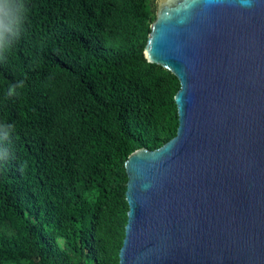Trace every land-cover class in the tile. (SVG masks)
Wrapping results in <instances>:
<instances>
[{
    "label": "trees",
    "instance_id": "obj_1",
    "mask_svg": "<svg viewBox=\"0 0 264 264\" xmlns=\"http://www.w3.org/2000/svg\"><path fill=\"white\" fill-rule=\"evenodd\" d=\"M15 2L23 20L0 50V264H118L124 162L178 126L179 82L143 55L150 0Z\"/></svg>",
    "mask_w": 264,
    "mask_h": 264
},
{
    "label": "water",
    "instance_id": "obj_2",
    "mask_svg": "<svg viewBox=\"0 0 264 264\" xmlns=\"http://www.w3.org/2000/svg\"><path fill=\"white\" fill-rule=\"evenodd\" d=\"M143 55L176 135L124 162L118 264H264V0H156Z\"/></svg>",
    "mask_w": 264,
    "mask_h": 264
},
{
    "label": "clouds",
    "instance_id": "obj_3",
    "mask_svg": "<svg viewBox=\"0 0 264 264\" xmlns=\"http://www.w3.org/2000/svg\"><path fill=\"white\" fill-rule=\"evenodd\" d=\"M23 12V5L15 0H0V50L8 47L10 36L18 34Z\"/></svg>",
    "mask_w": 264,
    "mask_h": 264
},
{
    "label": "rangeland",
    "instance_id": "obj_4",
    "mask_svg": "<svg viewBox=\"0 0 264 264\" xmlns=\"http://www.w3.org/2000/svg\"><path fill=\"white\" fill-rule=\"evenodd\" d=\"M156 0H150L149 2V7H150V10H151V14H152V17H154V20H155V17H156V12H157V8H156ZM153 22V21H152ZM121 213H125V211H120ZM119 212V213H120ZM55 255H58L57 253Z\"/></svg>",
    "mask_w": 264,
    "mask_h": 264
}]
</instances>
